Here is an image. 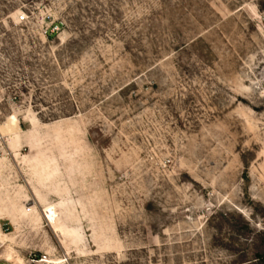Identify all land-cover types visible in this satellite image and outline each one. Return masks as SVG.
Segmentation results:
<instances>
[{"label": "rangeland", "instance_id": "374dc122", "mask_svg": "<svg viewBox=\"0 0 264 264\" xmlns=\"http://www.w3.org/2000/svg\"><path fill=\"white\" fill-rule=\"evenodd\" d=\"M0 264H264V0H0Z\"/></svg>", "mask_w": 264, "mask_h": 264}, {"label": "bare ground", "instance_id": "6f19581e", "mask_svg": "<svg viewBox=\"0 0 264 264\" xmlns=\"http://www.w3.org/2000/svg\"><path fill=\"white\" fill-rule=\"evenodd\" d=\"M47 218L54 226L57 227L59 225L57 221L56 211L54 209L47 208Z\"/></svg>", "mask_w": 264, "mask_h": 264}]
</instances>
